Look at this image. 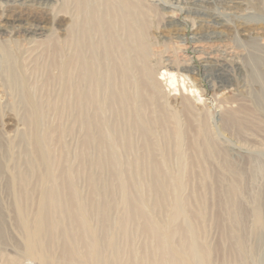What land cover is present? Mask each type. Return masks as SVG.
Masks as SVG:
<instances>
[{"label": "bare ground", "instance_id": "1", "mask_svg": "<svg viewBox=\"0 0 264 264\" xmlns=\"http://www.w3.org/2000/svg\"><path fill=\"white\" fill-rule=\"evenodd\" d=\"M156 1L0 0V264H264V0ZM178 8L200 65L161 49ZM35 12L51 27L23 24ZM163 70L204 79L232 143L205 124L190 156L184 134L166 127L149 145L150 128L127 172L121 153L138 154L134 132L161 125L166 100L201 116L186 94L166 96ZM172 143L184 171L168 160L163 173L153 155ZM183 178L186 200L171 197Z\"/></svg>", "mask_w": 264, "mask_h": 264}, {"label": "rangeland", "instance_id": "2", "mask_svg": "<svg viewBox=\"0 0 264 264\" xmlns=\"http://www.w3.org/2000/svg\"><path fill=\"white\" fill-rule=\"evenodd\" d=\"M158 2H164L166 4H169L171 2V0H157L156 4H158ZM39 12H35V13H31L27 16V19H29V21H26L23 24H32L34 23V26H44L45 29H48L51 27V23L45 22L40 15ZM174 17L176 21L175 27L173 28H168L166 34V40L165 43L161 46L162 50H166L167 52H169L175 59L176 62L179 63L180 60V55L181 53L184 51L186 52V54L188 53V56H190L191 58L194 59V62L196 65H200V61L199 60V55L196 54L194 50V43L192 41V23L193 20L191 17H189L186 14V11L178 8L174 11ZM154 27L159 29L160 31H164L163 29V19L162 16L160 15L159 17H157L156 22L154 24ZM179 30V31H178ZM153 33H151V36L153 37ZM58 35L60 36L61 34L58 33ZM183 36L185 37V41H182V37H178L177 36ZM42 39V38H41ZM155 39V40H154ZM154 39L153 42L156 43V46H160L161 44L158 43L160 40L156 38V36L154 35ZM205 46H210L206 43H203ZM158 78L160 79V82L163 86V89L166 92V96H168V98H173V97H180V95L182 94H186L185 96L188 97V99H190L191 104L194 106V111L201 113L200 118H194L192 113H187L186 111H182V108L177 107L174 105V103L170 101V99L166 100L167 101V106L165 107L166 110H164V112L162 113V124L161 125H157L154 127L149 126L148 124L144 127L139 129V131H135L134 132V137L136 138V144L138 147V154H125L124 152L121 153V162L124 165V168L126 169L127 172H134L135 168L134 166H129L130 163H134V161L140 157H142L145 154V150H144V142L142 139V134H149L150 132H146V130L153 128L155 129V134H153L151 136V140L149 142V145H156V144H161V142L158 140V137L161 136L162 130H164L166 127H170L171 129L175 130L172 131V140L173 137H176V135H178V133L180 134H184L186 137V144H187V148L185 150H187L188 153H190V156H192L194 154V142L197 140V138L200 136L202 128L204 129L205 124H208L210 126V128L212 129L213 133H215V135L220 139V141H222L223 144H231L232 143V139H229L230 137L224 133V131H222L220 129V122H219V118H220V110L218 109L217 106V102L214 100L213 96L211 95V93L209 92L208 95L202 93L203 90H205V87L208 88L207 83L204 81V79L201 77L200 80H202L205 83V87L201 86L199 84V87L196 86L195 82L188 76V74H179L177 71L175 70H171V71H166L163 70L160 75L158 76ZM183 81H185V85L190 87L189 91H186L183 87ZM200 83V82H199ZM201 86V87H200ZM210 91V89H208ZM170 95V96H169ZM211 95V96H210ZM227 95V96H225ZM231 94L230 93H223L222 95H218V98H221L222 96L225 97H229ZM9 127V126H8ZM201 137V136H200ZM155 138H157L155 140ZM109 141V139H108ZM175 143H172L170 145V147L168 149L167 155H168V159H166V157L164 156V153H157L156 155H153V157L155 156V160L157 165L159 166L160 170L163 173H166L169 171V161L171 163H173L174 167L173 172H178V171H184L183 169L179 168L176 164L177 158L175 157V148H173V145ZM166 145V144H165ZM169 160V161H168ZM145 170V171H144ZM98 171V170H97ZM136 171L139 173V175L142 178H146L147 181H150V178L152 176H154L155 174L150 176V171L146 170L145 165H142L141 167H137ZM187 173V172H186ZM213 175V181L212 184H210V186L212 185V187L216 190L217 188H220L219 183L216 181L217 176ZM170 176V174H169ZM103 178V177H102ZM109 181V188L105 189V192L107 196L109 197H113L118 195L119 191H112V189L114 188L115 184L113 182V180L109 177L108 178ZM183 181L186 182L187 181V187L183 188V189H179L178 184L175 181H172L170 183V190L168 191V194H171V197L173 198H178L179 196L182 197L183 199L186 200V194H188V179H184ZM215 182V183H214ZM210 183V182H209ZM207 183V184H209ZM214 184V185H213ZM152 186H154L157 190L161 187H163L164 185H155L152 184ZM202 186L200 182H197L196 187H200ZM216 186V188H215ZM161 192V191H160ZM122 193V191H121ZM217 209V210H216ZM214 211V214H216V217L221 219L217 222V227L218 229H222L223 226L225 225L226 220L223 219L224 217L222 216V213L219 211L218 205L217 208ZM220 213V214H219ZM222 216V217H221ZM165 225H166V232H170L171 231V221L166 220L164 221ZM210 227H212L213 231L211 233V237L210 239L213 240H209L210 242H217V240L219 239L218 233L216 232L217 228L214 226V224H212ZM214 233V234H213ZM216 233V234H215ZM216 235V236H215ZM218 236V237H217ZM217 237V238H216ZM177 240V239H175ZM218 243V242H217ZM181 258V257H180ZM183 262L187 261L185 257L181 258ZM34 261V262H33ZM212 261L215 263H219L222 261V256L220 255H214L212 256ZM20 264H41L39 261H37L34 258H30L27 256H23L21 258V263Z\"/></svg>", "mask_w": 264, "mask_h": 264}]
</instances>
